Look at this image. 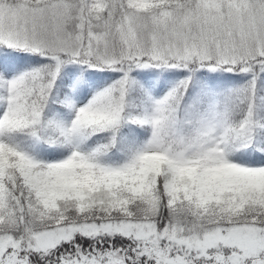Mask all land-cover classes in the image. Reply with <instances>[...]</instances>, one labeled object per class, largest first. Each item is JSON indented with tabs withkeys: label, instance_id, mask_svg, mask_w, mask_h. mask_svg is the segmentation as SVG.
<instances>
[{
	"label": "snow or ice",
	"instance_id": "6c2138e0",
	"mask_svg": "<svg viewBox=\"0 0 264 264\" xmlns=\"http://www.w3.org/2000/svg\"><path fill=\"white\" fill-rule=\"evenodd\" d=\"M0 264H264V0H0Z\"/></svg>",
	"mask_w": 264,
	"mask_h": 264
}]
</instances>
